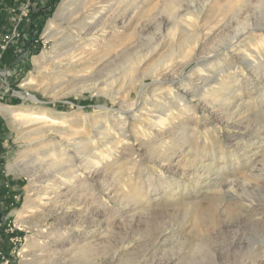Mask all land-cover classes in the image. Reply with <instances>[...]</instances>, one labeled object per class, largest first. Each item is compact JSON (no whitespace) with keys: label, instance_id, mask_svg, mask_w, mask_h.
<instances>
[{"label":"rangeland","instance_id":"374dc122","mask_svg":"<svg viewBox=\"0 0 264 264\" xmlns=\"http://www.w3.org/2000/svg\"><path fill=\"white\" fill-rule=\"evenodd\" d=\"M11 1L12 6L0 1V15L7 18V24L0 27V55L8 45L17 58L9 67L0 61V106L43 121L15 126L0 112V170L14 181L7 186L14 205L5 213L6 227L9 232H23L9 238L11 249L8 254L1 252L0 259L7 264H39L47 255L68 260V249H73L69 254L74 252L84 235L92 246L89 264H264V28L241 29L245 21L253 25L264 21V0L261 4L259 0H208L205 5V0H139L138 26L133 32L125 29L123 39L126 54L136 52L141 58L135 73L147 85L139 95L136 92L142 82L130 87L129 76L123 77V63L97 61L92 53L113 41L109 34L99 43L87 45L88 56L82 61L39 59L42 65L36 67L33 61L42 52L52 55L55 45L65 44L44 34L61 0L39 34L33 33L35 39L25 23L28 2ZM180 3L195 5L194 17H200L177 31L171 23ZM190 33H197L198 40L188 54L180 56L178 45L189 40L184 35ZM232 36L236 38L229 45L226 41ZM26 41L30 42L28 48ZM248 49L254 50L250 53L253 67L242 62ZM171 53L173 57L167 60ZM154 66L157 72L151 70ZM112 75L117 77L113 86L99 83ZM215 75L226 83L218 95L225 100H202L197 94L218 93ZM157 78L163 81L154 82ZM28 95L39 102L25 99ZM160 96L169 98L166 106L175 114L171 135L155 132L157 140L150 142L153 151L135 144L131 156L125 149L121 155L109 157L110 163L98 174L88 175L79 163L76 146L82 150L104 141L102 132L123 116L122 105L138 101L126 111L133 115L150 108V102ZM179 104H183L184 114L175 108ZM241 111L244 113L238 114ZM128 117V129L146 130ZM50 123L60 131L41 128ZM64 150L66 156L61 154ZM35 152L51 153L64 163L73 160L74 169L88 179L84 185L75 183L73 194L61 195L56 207L47 204L50 211L46 216L34 214V221L19 223L16 212L26 198L40 201L54 185L44 180L41 164L29 169L28 161ZM32 170L35 176L30 178ZM45 186L49 188L44 190ZM78 196L84 197L88 208L83 204L84 208L78 205L74 209L80 202ZM62 233L61 243L54 242ZM78 260H55L53 264H81Z\"/></svg>","mask_w":264,"mask_h":264},{"label":"bare ground","instance_id":"6f19581e","mask_svg":"<svg viewBox=\"0 0 264 264\" xmlns=\"http://www.w3.org/2000/svg\"><path fill=\"white\" fill-rule=\"evenodd\" d=\"M244 1L245 0H243V2ZM259 1L261 4L262 0H259ZM207 2H208V0H205L203 2V4L205 5ZM138 3H139V0H61L55 14L53 15L54 17L48 21L44 34L47 38H54V39L59 38L65 44L63 46L55 45L54 51H52V55H49L50 54L49 52H42L40 54V56L33 61L34 64L36 65V67L41 66L42 64L39 61V59L40 60L44 59L45 61H51V62H60L64 59H67L68 62H70V63L82 61V60H84V58H86L88 56V53L86 52L87 51V45H93V43H97V42L99 43V40L104 39L106 34H109V36H110L109 39H113V41H110V40L107 41L106 40L107 42H105L103 45L99 46L101 49L100 51L92 50V53L95 56L97 61H106V63L107 62L110 63V62L115 60V61H120L121 63H123V67H122L123 68V77L129 76V78H128L129 79V85H130V87H132L133 85L137 84L139 81L142 80L140 77V74L135 73V70L138 67V63L141 61V58H139V56H138L139 54H136V52L133 54H126L127 47H125L126 45H124L123 39L125 37V32H124L125 29H131V31H132L136 28V26H138L137 22L139 21V18H140V11H139ZM248 3H250V2H248ZM256 3H257V1H256ZM254 5H256V4H254ZM257 5H258V3H257ZM190 6H191V8H190ZM190 6L189 5H185V6L183 5L182 6L181 3L177 6L176 11L174 12V15H173V22L171 23L172 28H177V31H178V29L182 26V24H190V22H194V20H192L193 18L199 19L200 16L194 17L197 7L195 5H192V4ZM210 9H211V7H210ZM202 13H203V11H202ZM127 15H128V18H127ZM55 21L57 23H55ZM62 23H64L66 26H63ZM195 23H196V21H195ZM258 27L264 28V21L261 24H254V25L249 24L247 21H245V22H243V27L241 29L244 32L245 29H248L247 31H252L254 28L256 30V28H258ZM172 28L170 27V29H172ZM179 30H181V29H179ZM184 32H185V30H184ZM180 34H181V32H180ZM191 34L192 33L184 35V36L189 37V40H185V41L182 40L181 43L178 45V50L176 51V53H179L180 56H184L185 54H188L189 47L193 44L194 41L198 40V34L197 33H195V35H191ZM231 38H233V39L231 40ZM231 38L228 41H226V42H229V45L233 44V42L235 41L234 38H236V37L232 36ZM92 49H95V48H92ZM251 52H254V50L248 49L246 52L243 53V56L245 57L246 60L244 59V57H242V62L243 63L246 62L249 66L253 67L254 65H252V64H255V62L250 56ZM173 55H174V53H171L170 55L167 54V60H171V57H173ZM258 57L261 58L259 55H258ZM165 60H166V58H165ZM84 62H87V60ZM156 69H157L156 66H154L151 70L155 71ZM91 70H89V71H91ZM93 70H96V69L94 68ZM223 71H226V70H223ZM155 72H157V70ZM90 74H92V73H90ZM198 74H200L201 76L203 75L201 73H198ZM214 74H215V72H214ZM210 76H213V74ZM204 77L208 78V76H204ZM215 77H216V79H215ZM215 77L213 79L218 81V84H219V87H217L218 93H215V94L213 93L211 95L209 92L204 91L200 94H197L199 97L202 98V100L204 99L205 101H209V102L213 101L215 103L216 102H223L225 100V98L223 100L218 95H220V91H223L225 89L226 83L223 82L222 78L217 77V75H215ZM116 78L117 77L112 75V76H109L103 80H100L99 83H106L107 85H112L113 81H115ZM162 81L163 80L159 79V78L154 80V82H162ZM93 85L97 86L98 82L95 84L93 83ZM146 85H147L146 83L142 82V86L140 87V89L136 93H138V95H139ZM111 89H112V87L110 88V90ZM185 90H186V88H185ZM228 90H229V88H228ZM158 93H162V90H159ZM158 93L156 92V94H158ZM165 94H169V93L166 92ZM209 97H210V99H209ZM24 98L39 102V100L37 98H35L34 95H28V96H25ZM159 98H160V100L162 98L165 101V103L158 100ZM158 99L155 98V99H153V102H150V106H151L150 108H147V109L141 108L142 112H136L133 115L128 114L126 111H129L128 109L130 107H133L134 104L137 103L138 101H135L132 103L129 102L127 105H125V104L122 105L123 109H124L122 112L123 116L121 118L117 119V123L114 122L111 124V126L109 125V127L108 126L105 127L104 131L102 132L103 137H104V141H100L99 144H97V145H90L89 144L90 147H87L84 143V145L87 148L86 147L83 148V146H82L81 147V149L83 148L82 150H79L80 149V146H78L79 144L76 146L75 153L77 155V158L79 159V163L81 164V167L86 170L85 172L88 175H93L95 173L98 174V172H100L99 170H101L102 166L104 167L106 162H107V164L110 163V161H108L109 157L114 158L116 155H121L122 153H124L125 149H128V152H129L128 155L131 156V154L134 151L132 148H133V145H135V144H137V147H141V146L143 147V145H145L147 151H153L154 149L150 146V142L157 140L156 138L158 135H154L155 132H159V135L164 134L166 132H167V134L171 133L169 131L170 123L175 121V114H174L173 110L172 111L170 110L169 106H166V104H167L166 101L169 98L160 96V97H158ZM172 99H170V100L172 101ZM239 106H236V107L238 108ZM175 108L178 110V112L180 114L185 113V110L183 108V104H179ZM0 112L5 117L9 118L15 126H21V125L23 126V125L29 124L31 122H34V121H36V122L43 121L42 119H39L42 117L38 118V117L25 116L24 115V114H26L25 112H23V111L19 112L15 108L0 106ZM242 113H244V112L241 111L238 114H242ZM127 114L129 117H132L136 121L145 125L146 130H141L138 128L136 130H135V128L134 129H128V127H126V124L128 121L127 120H126L127 122L125 121V119H127L126 117H128ZM233 114H235V112ZM232 116H235V115H232ZM232 116L230 117V119L233 118ZM239 116L241 117V115H239ZM56 119L58 120V118H56ZM241 122H242V120H241ZM50 124H51L50 126L43 125V126H41V128L48 127V129H55L57 131H60V129L58 130L56 124H53V123H50ZM41 128L39 127V129H41ZM147 129H149V130H147ZM99 133H101V132H99ZM71 136L73 137V135H71ZM86 136H87V134H86ZM99 136H101V135H99ZM35 153H37V155L34 153H33V155L31 154L30 160L28 161L29 164H31V167L28 166L29 169L30 168L34 169L37 163L41 164L42 167H44V171H45V172H43L44 173L43 177H45L44 180H47V181L51 180V181H53L54 185L51 187V192H49V191L45 192L44 193L45 196L40 198V201H36L31 197L26 198L23 206L16 212L17 221L19 223L20 222L24 223V221H28L29 219L34 218V217H32L34 214L38 215L39 217L46 216V213L48 211H50L48 208H46L47 204H49L50 206L56 207L58 205V203L60 202V196L61 195H68V194L72 193V190L75 191L74 190L75 183L84 185V183L88 179V177L81 175L79 172H77L76 169H74L75 165L72 163L73 160H72V162H71V160H69L68 163H64L63 160H56L55 157H53L51 153H49V154H47V152L46 153L35 152ZM61 154H64L66 156L67 155L66 150L62 151ZM161 155H162V153H161ZM164 156L166 157V155H164ZM168 157H166V158H168ZM113 163L114 162H111V164H113ZM184 164L185 163H183V165ZM9 168H10V166H9ZM32 172L29 174L28 177L32 178L33 176H35V170H32ZM47 176H52L53 179L52 178L47 179ZM33 180H34V178H33ZM33 180H30V182H33ZM47 188H49V187L45 186L44 190H47ZM77 198H79L78 200L80 202L77 201L78 203H76L74 206L72 205L75 210L78 209L77 208L78 205H81V207H82L83 204L86 205L88 208L87 201L84 199V197H83V199L81 198V196L80 197L78 196ZM99 198H100V204H102L103 199H101V197L99 196L98 200H99ZM188 205H186L185 207H187ZM192 206H194V205H192ZM183 207H184V205H183ZM69 208H71V207L69 206L68 208H64V210L62 209L61 212H64L66 209H69ZM82 208H84V207H82ZM194 208H195L194 209V211H195L196 207H194ZM199 210H201V209H199ZM188 211H189V209H188ZM198 214L200 215V213H198ZM88 218H89V216H88ZM194 218L195 217H193V219ZM32 220L34 221V219H32ZM23 223H21V224L23 225ZM32 227H27V228L32 230ZM86 229L87 228H83V230H86ZM63 234L64 233L59 235L57 238L55 237L54 242L61 243V241H62L61 238H62ZM82 237H83V243L80 244V246L75 247L74 252L69 254L71 251H73V249H71V250L68 249L69 253L65 255V256L68 255V258H69L68 260H66L63 257L53 258V257H51V255H47L48 256L47 260L41 261L39 264H47L48 261H50L53 264V261H55V260H58L59 262L61 260L63 262H69L71 260L75 261L76 259H80L81 264H89L88 263L89 262L88 256H89V250L91 249L90 247H92V246H90V242H88L86 240L87 238H85L84 235H82ZM31 240H32V238H31ZM81 241L82 240H80L79 242L81 243ZM25 250H27V249L24 248L23 251H25ZM80 260H78V261H80ZM58 261H56V262H58ZM56 264H59V263H56ZM60 264H63V263H60Z\"/></svg>","mask_w":264,"mask_h":264},{"label":"trees","instance_id":"16d2710c","mask_svg":"<svg viewBox=\"0 0 264 264\" xmlns=\"http://www.w3.org/2000/svg\"><path fill=\"white\" fill-rule=\"evenodd\" d=\"M5 4V6H12L11 0H0ZM22 2H28V9H27V17L25 18V23L29 24V30L32 34V39H35L45 22V20L50 16L51 12L54 10L57 2L59 0H20ZM15 5V3H14ZM7 24V18H5L4 14L0 15V27L3 28ZM35 34V36L33 35ZM25 48L30 46V42L26 41ZM22 44V45H24ZM39 46V44H38ZM12 47L6 46V49L1 51L0 61L1 64H6V66H10L16 60V54H14ZM16 99H11V102H15ZM2 131V132H1ZM3 133L2 123L0 119V136ZM1 148V146H0ZM1 152V149H0ZM0 164H1V157H0ZM1 169V167H0ZM11 179H6L3 174H1L0 170V252L3 254H8L9 250L11 249L9 238L15 236L23 235V232L18 230H13L9 232L7 230V223L5 221V213L9 210V205H14L12 201V195L8 189V184L13 183ZM3 200V203H2ZM17 205V204H15ZM5 206V207H3Z\"/></svg>","mask_w":264,"mask_h":264},{"label":"built area","instance_id":"2783aa9c","mask_svg":"<svg viewBox=\"0 0 264 264\" xmlns=\"http://www.w3.org/2000/svg\"><path fill=\"white\" fill-rule=\"evenodd\" d=\"M0 256H1V252H0ZM0 264H7V261L5 259H0Z\"/></svg>","mask_w":264,"mask_h":264}]
</instances>
